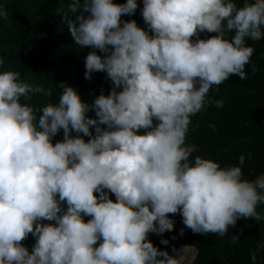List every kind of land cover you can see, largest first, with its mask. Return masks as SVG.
<instances>
[{"label":"clouds","instance_id":"obj_1","mask_svg":"<svg viewBox=\"0 0 264 264\" xmlns=\"http://www.w3.org/2000/svg\"><path fill=\"white\" fill-rule=\"evenodd\" d=\"M136 9V0H70L57 13L75 45L93 49L85 78L105 72L114 86L91 105L61 82L58 103L34 109L21 98L51 90L0 72V264H181V250L170 255L147 240L173 229L167 214L179 211L194 233L220 236L242 217L264 219L256 210L264 174L249 181L243 154L221 167L192 157L197 146L186 143L191 116L209 103L223 107L209 90L231 74L247 79L254 49L246 41L264 39V0H143L152 35L121 21ZM204 31L217 35L199 39ZM29 233L31 254L20 243Z\"/></svg>","mask_w":264,"mask_h":264},{"label":"trees","instance_id":"obj_2","mask_svg":"<svg viewBox=\"0 0 264 264\" xmlns=\"http://www.w3.org/2000/svg\"><path fill=\"white\" fill-rule=\"evenodd\" d=\"M69 2L70 0H0V6L8 13L7 18L0 17V48L8 45L22 48L20 53L0 55V59L4 61L0 64V72H17L21 80L33 85H43L52 92L51 96L36 94L27 100L21 98V103H27L34 109L47 102L54 105L58 103L62 93L59 87L61 82L73 87L81 100L89 105L99 95L107 96L114 87L105 72H93L90 74L91 79L85 78L84 60L93 49L75 45L62 17L57 15ZM113 3L123 4L126 0H113ZM136 3L135 12L131 15L122 14L121 21L134 20L138 27L152 35L141 15L143 0H136ZM236 3L240 6L242 0H236ZM215 35L217 34L204 31L198 34V38L206 40ZM191 39L194 41L197 37ZM246 43L254 49L250 62L244 68L247 79L231 74L223 83L214 85L209 90L207 99H222L223 107L217 108L209 103L191 116L186 143L197 146L198 150L191 154L192 157L211 159L221 167L237 165L239 156L243 154V178L253 181L264 174V39L247 40ZM95 51L98 55H103L98 49ZM86 116L96 118L91 108ZM156 123L158 122L153 120V124ZM210 125H214V128ZM105 127L106 125H101V128ZM94 128L95 126L90 128L93 134ZM144 131L141 129L138 134H143ZM70 135L75 137L77 134L71 132ZM79 135L85 142L91 138L83 133ZM62 140L61 129L52 138V143L54 145ZM104 191L115 202L114 194L107 189ZM94 195L99 197L97 192ZM61 207L66 209L67 205L61 202ZM256 210L264 217V205L258 204ZM167 215L174 221L173 229L161 235L150 232L147 236V240L158 250L172 255L174 250L179 251L181 247L192 248L195 257L191 264H264V219L256 221L251 217H242L234 226H229L224 236H220L214 233H194L183 224L179 211ZM90 218L85 216L84 221L87 222ZM40 223L49 222L42 220ZM232 236L237 237L235 243L232 242ZM162 239H167L169 243L161 244ZM20 243L31 254L35 237L29 233ZM98 244L99 241L94 246ZM257 251L260 254L259 262L254 261Z\"/></svg>","mask_w":264,"mask_h":264},{"label":"rangeland","instance_id":"obj_3","mask_svg":"<svg viewBox=\"0 0 264 264\" xmlns=\"http://www.w3.org/2000/svg\"><path fill=\"white\" fill-rule=\"evenodd\" d=\"M22 51V48L16 47V46H3L0 48V55L6 54V53H20ZM183 260L181 261V264H191L195 257V251L192 248L189 247H181L180 248ZM254 261L259 262L260 261V254L257 251L254 255Z\"/></svg>","mask_w":264,"mask_h":264}]
</instances>
